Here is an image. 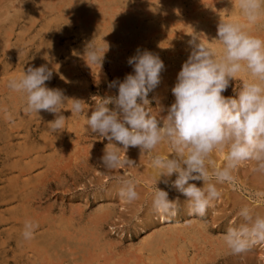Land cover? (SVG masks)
Instances as JSON below:
<instances>
[{
	"label": "rangeland",
	"instance_id": "rangeland-1",
	"mask_svg": "<svg viewBox=\"0 0 264 264\" xmlns=\"http://www.w3.org/2000/svg\"><path fill=\"white\" fill-rule=\"evenodd\" d=\"M175 1L0 0V264H264L218 195L258 194L264 0Z\"/></svg>",
	"mask_w": 264,
	"mask_h": 264
},
{
	"label": "bare ground",
	"instance_id": "bare-ground-1",
	"mask_svg": "<svg viewBox=\"0 0 264 264\" xmlns=\"http://www.w3.org/2000/svg\"><path fill=\"white\" fill-rule=\"evenodd\" d=\"M119 1V0H118ZM171 1L172 0H170V3H171ZM179 1V0H178ZM27 2V1H26ZM176 1L174 0V3H175ZM173 3V2H172ZM179 3V2H178ZM177 3V4H178ZM203 3V2H202ZM256 3V2H255ZM82 4V3H81ZM257 4H259V3H257ZM83 5V4H82ZM234 5V4H233ZM241 6H243V5H241ZM132 8V7H131ZM165 8V7H164ZM251 8V7H250ZM258 8H261V7H258ZM80 9V8H79ZM253 9V8H252ZM29 10V9H28ZM254 10V9H253ZM78 11V10H77ZM81 11V10H80ZM118 11H120V10H118ZM256 11H257V9H256ZM84 12V11H83ZM238 12V11H237ZM240 12V11H239ZM252 12V11H251ZM258 12V11H257ZM96 13V12H95ZM116 13V12H115ZM153 13H154V11H153ZM241 13V12H240ZM6 14V13H5ZM83 14V13H82ZM82 14H81V16H82ZM116 14H118V13H116ZM252 14V13H251ZM254 14V13H253ZM65 16V15H64ZM94 16V15H93ZM253 16V15H252ZM83 17H84V15H83ZM106 17V16H105ZM108 17V16H107ZM85 18V17H84ZM91 18V17H90ZM95 18H97V17H95ZM115 18H117V17H115ZM119 18L120 17H118V20H119ZM133 18V17H132ZM239 18V17H238ZM144 19V18H143ZM146 19H147V17H146ZM240 19V18H239ZM84 20V19H83ZM117 20V19H116ZM116 20H115V22H116ZM122 20V19H121ZM142 20V19H141ZM85 21V20H84ZM112 21V20H111ZM94 22H96V20L94 21ZM121 22V21H120ZM120 22L118 21V22H116L118 25L120 24ZM126 22V21H125ZM239 22H241V21H239ZM246 22H248V21H246ZM138 23V22H137ZM202 23V22H201ZM250 23V22H249ZM252 23V22H251ZM84 24H86V23H84ZM99 24V23H98ZM124 24V23H123ZM130 24V23H129ZM135 24V23H134ZM248 24V23H247ZM263 24V23H262ZM85 26V25H84ZM99 26V25H98ZM264 26V25H263ZM93 27V25L91 26V28ZM138 27V26H137ZM100 28V27H99ZM103 29V28H102ZM101 29V30H102ZM212 29V28H211ZM244 29V28H243ZM252 29H254L253 27H252ZM201 33V32H200ZM202 33H204V30H202ZM254 33H256V32H253V34ZM44 34V33H43ZM110 34V33H109ZM113 34V33H112ZM124 34V33H123ZM148 34V33H147ZM180 34V33H179ZM190 34V33H189ZM97 35V34H96ZM205 35H206V33H205ZM217 35V34H216ZM215 35V36H216ZM235 35V34H234ZM108 36H110V35H108ZM119 36H120V33H119ZM154 36V35H153ZM220 36V35H219ZM224 36V35H223ZM226 36V35H225ZM224 36V37H225ZM137 37V36H136ZM147 37V36H146ZM208 37V36H207ZM212 37V36H211ZM119 38V37H118ZM195 38V37H194ZM201 38V37H200ZM205 38V37H204ZM210 38V37H209ZM144 39V38H143ZM220 39V38H219ZM233 39V38H232ZM199 40V39H198ZM226 40V39H225ZM254 40V39H253ZM202 41V40H201ZM213 41H215V40H213L212 38H210L208 41H202L203 43H205L206 44V46H204V47H210V51L208 50V53H207V56L209 55V54H212V53H214V51H215V49H216V47L217 46H219V44L216 42H213ZM227 41V40H226ZM212 42V43H211ZM123 43V42H122ZM245 44V43H244ZM248 44V43H247ZM141 46V45H140ZM155 47V46H154ZM203 47V48H204ZM220 47V46H219ZM128 48V47H127ZM187 49H189V48H187ZM191 49V48H190ZM207 48H205V50H206ZM227 49V48H226ZM201 50V49H200ZM255 50H256V48H255ZM103 52V51H102ZM205 52V51H204ZM228 52V51H227ZM260 52V51H259ZM201 53V52H200ZM232 53V52H231ZM258 53V52H257ZM240 54V53H239ZM238 54V55H239ZM255 54H256V52H255ZM232 55V54H231ZM188 56H190V55H188ZM235 56V55H234ZM237 56V55H236ZM244 56V55H243ZM238 57V56H237ZM133 58V57H132ZM241 58H242V56H241ZM228 59V58H227ZM227 61V60H226ZM214 62V61H213ZM257 62V61H256ZM209 63V62H208ZM211 63V62H210ZM252 63V62H251ZM260 63V62H259ZM180 64V63H179ZM187 66L186 67H189L188 65L189 64H186ZM201 65V64H200ZM222 65V64H221ZM205 66V65H204ZM209 66V65H208ZM225 66V65H224ZM191 67V66H190ZM195 68H197V67H195ZM219 68V67H218ZM224 68H226V66L224 67ZM241 68H243V67H241ZM185 69V68H184ZM231 69H229V71H230ZM192 72V71H191ZM259 72V71H258ZM237 73V72H236ZM240 73V72H239ZM148 74V73H147ZM175 74V73H174ZM177 74V73H176ZM200 74H201V72H200ZM198 75V74H197ZM221 75V74H220ZM229 75H232V72L230 71V72H227V74L225 75L224 74V77H228ZM236 75V74H235ZM259 75V74H258ZM261 75V74H260ZM193 76V75H192ZM250 76V75H249ZM173 77V76H172ZM209 77V76H208ZM246 77V76H245ZM214 78V77H213ZM229 78V77H228ZM234 78V77H233ZM249 78V77H248ZM201 79V78H200ZM210 79V78H209ZM230 79V78H229ZM250 79V78H249ZM4 80V79H3ZM219 80V79H218ZM245 80H247L246 78H245ZM244 80V81H245ZM251 80V79H250ZM208 81V80H207ZM159 82V81H158ZM230 82V81H229ZM247 82H248V80H247ZM246 82V83H247ZM8 83V82H7ZM193 83V82H192ZM217 83V82H216ZM256 83V82H255ZM260 83V82H259ZM205 84V83H204ZM227 84H229V83H227ZM220 85V84H219ZM223 85H224V83H223ZM222 85V86H223ZM225 86H226V83H225ZM193 87V86H192ZM220 87V86H219ZM259 87V86H258ZM263 88V87H262ZM166 90V89H165ZM241 93V92H240ZM250 93V92H249ZM245 95V94H244ZM257 95V94H256ZM192 96V95H191ZM190 96V97H191ZM258 96V95H257ZM256 96V97H257ZM260 96V95H259ZM259 96H258V98H259ZM258 100V99H257ZM13 102V101H12ZM241 103V102H240ZM258 104H260V103H258ZM69 106V105H68ZM254 106V105H253ZM259 106V105H258ZM260 106L262 107L261 108V112L259 113V115H258V117H260L261 118V120H262V123L259 125L260 126V130H261V132H262V134H260V136L262 135L263 137H262V139L264 140V102L263 103H261L260 104ZM239 107H240V105H239ZM240 108H242V107H240ZM254 108H255V106H254ZM7 109H8V107H7ZM229 109V108H228ZM88 113V112H87ZM248 114V113H247ZM253 115V114H252ZM255 115V114H254ZM261 115V116H260ZM205 116V115H204ZM189 117V116H188ZM116 118V117H115ZM156 118V117H155ZM189 119V118H188ZM246 119V118H245ZM244 119V120H245ZM255 121V120H254ZM219 122V121H218ZM217 122V123H218ZM249 122V121H248ZM251 123V122H250ZM161 124V123H160ZM204 124V123H203ZM255 124V123H254ZM253 127V126H252ZM71 128V127H70ZM166 128V127H165ZM164 128V130L166 131V129ZM239 128V127H238ZM241 128V127H240ZM257 128V127H256ZM50 129V128H49ZM73 129V128H72ZM218 129V128H217ZM253 129H255V127L253 128ZM256 130V129H255ZM259 130V129H258ZM130 131V130H129ZM163 131V130H162ZM241 131V130H240ZM220 132V131H219ZM257 132V131H256ZM255 132V133H256ZM259 132V131H258ZM163 133H167V132H163ZM199 134V133H198ZM222 134V133H221ZM62 136V135H61ZM226 136V135H225ZM256 136V135H255ZM246 137V136H245ZM226 138H227V136H226ZM232 138V137H231ZM205 139V138H204ZM258 139H260V138H258ZM182 140V139H181ZM262 140V141H263ZM238 141H240V140H238ZM258 141V140H257ZM183 142V141H182ZM236 142V141H235ZM153 143V142H152ZM160 143V142H159ZM158 143V144H159ZM166 143V142H165ZM10 144V143H9ZM161 144H163V143H161ZM160 144V145H161ZM179 145L181 144V143H178ZM226 144V143H225ZM39 145V144H38ZM45 145V144H44ZM216 145V144H215ZM236 145V144H235ZM40 146V145H39ZM46 146V145H45ZM159 146V145H158ZM157 146V147H158ZM229 146V145H228ZM233 146V145H232ZM42 147V146H41ZM47 147V146H46ZM64 147V146H63ZM178 147V146H177ZM192 147V146H191ZM252 147V146H251ZM40 148V147H39ZM138 148V147H137ZM220 148V147H219ZM53 149V148H52ZM161 149V148H160ZM162 149H164V148H162ZM176 149V148H175ZM218 149V148H217ZM156 150V149H155ZM222 150V149H221ZM240 150L242 151V149L240 148ZM23 150H21V152H22ZM140 151V150H139ZM216 151H218V150H216ZM226 151V150H225ZM224 150L222 151V152H220V157H219V159L217 158V156H216V158L218 159L217 161H215V162H211L210 163V165H208V167H211L213 170H215V174H217V175H222V176H229V172H230V170H229V172L227 171V168H230V166H232V164H234V163H232V162H235V163H239L240 165H241V162H243L242 160H244V156H242L243 157V159L241 160L240 158H237V160H234L235 158L233 157V158H231L230 157V155L228 154V152H225ZM254 151V150H253ZM261 151V150H260ZM259 151V155H258V159L257 160H255V161H250V167H252L253 168V170H252V172L253 173H251V175L249 176V177H245V178H243V179H241V182H239V177L238 178H236L235 180L237 181V182H239V184L240 183H242L243 185H247L248 186V188L247 189H252V190H250V191H254L256 194H257V192H258V194H257V198H256V200H255V202H253V204H250L249 203V201H245L244 200V198H246V197H244L243 199H241L240 197H239V195L237 196L236 194H234V193H229L228 191H226V192H220L218 195H220L219 197L222 199L223 198V201H224V204H227L226 206L227 207H225V208H223L222 210L224 211L223 212V215H222V217L223 216H226L227 214H229V215H231L232 217H236L237 219V225L240 227V229H244L245 231H249L250 233V236H251V241H259V243H260V245H261V251H260V254H259V256L258 257H260L262 260H264V207L262 206V205H258L256 202H259V203H264V157H263V153H262V151L260 152ZM15 152V151H14ZM20 152V153H21ZM23 152H25V151H23ZM42 152H43V150H42ZM130 152V151H129ZM161 152V151H160ZM159 152V153H160ZM177 152V151H176ZM215 152V151H214ZM234 151H232V153H233ZM239 152V151H238ZM166 153V152H165ZM168 153V152H167ZM218 153V152H217ZM230 153V152H229ZM23 154V153H22ZM154 154H155V152H154ZM161 154V153H160ZM159 154V155H160ZM184 154H186V153H184ZM231 154V153H230ZM250 154V153H249ZM252 154V153H251ZM119 155V154H118ZM147 155V154H146ZM163 155V154H162ZM237 155H238V153H237ZM243 155V154H242ZM254 155V154H253ZM262 155V156H261ZM142 156V155H141ZM144 156H145V154H144ZM23 157V156H22ZM25 157V156H24ZM56 157V156H55ZM164 157V156H163ZM187 157H188V155H187ZM249 157V156H248ZM253 157V156H252ZM170 158V157H169ZM215 158V159H216ZM61 159V158H60ZM177 159H179V158H177ZM171 160V159H170ZM189 161H186L185 163H186V166H189V167H191L192 169H195V171H197V173H201V174H205V172L207 171V169H205L206 167H205V163L207 162L206 160H204L202 157H190L189 159H188ZM201 160H203V161H201ZM208 160V159H207ZM33 161V160H32ZM184 161V160H183ZM209 161V160H208ZM241 161V162H240ZM249 161V160H248ZM39 162V161H38ZM37 162V163H38ZM177 162V161H176ZM30 163H31V161H30ZM34 163V162H33ZM34 164H36V163H34ZM200 164H202V166L200 165ZM242 164H244V163H242ZM37 165V164H36ZM13 166V165H12ZM39 166V165H38ZM207 166V165H206ZM239 166V165H238ZM242 166V165H241ZM244 166V165H243ZM204 167V168H203ZM33 168V167H32ZM176 168V167H175ZM203 168V169H202ZM210 168V169H211ZM154 169V168H153ZM231 170H233V169H231ZM154 171V170H153ZM209 171V170H208ZM21 172V171H20ZM27 172V171H26ZM220 172H222V173H220ZM244 172V171H243ZM248 171H246V173H247ZM196 173V174H197ZM233 173H234V171H233ZM246 173H244V174H246ZM151 174V173H150ZM159 174V173H158ZM208 174V173H207ZM235 174V173H234ZM243 174V175H244ZM235 175H237V174H235ZM166 176V175H165ZM230 176H231V174H230ZM163 177V176H162ZM162 177H159V179H161ZM235 177V176H234ZM154 178V177H153ZM165 178V177H164ZM197 179V178H196ZM229 179H230V177H229ZM143 180V179H142ZM157 180V179H156ZM171 180V179H170ZM162 181H164V180H162ZM166 181V180H165ZM180 181V180H179ZM210 182V181H209ZM235 182V181H234ZM43 183V182H42ZM165 183H167V181L165 182ZM220 183V182H219ZM18 184V183H17ZM40 184V183H39ZM206 184V183H205ZM190 185V184H189ZM200 185V184H199ZM204 185V184H203ZM231 185V184H230ZM242 185V186H243ZM6 186V185H5ZM192 185H190L188 188V191H186L185 193H184V197H183V195H182V197L184 198L183 199V202L185 203V205L186 206H191V208H193V200H196V199H198V196H201L200 197V201L201 202H203L202 200H204L205 198H203L204 197V194H206V198L207 197H209L210 195H212V194H214L215 192H218V189H216V190H212V189H209V188H207L206 189V192L204 191V192H202L200 195H198V193H199V191H198V189L199 190H202V189H200V188H195V187H191ZM225 186V185H224ZM236 186V185H235ZM202 187V186H201ZM204 187V186H203ZM213 187H215L214 185H213ZM212 187V188H213ZM221 187V186H220ZM233 187V186H232ZM186 188V187H185ZM12 189V188H11ZM22 189V188H21ZM224 189V188H223ZM227 189V188H226ZM229 189V188H228ZM227 189V190H228ZM19 190V189H18ZM230 191V190H229ZM176 192V191H175ZM232 192V191H231ZM235 192V191H234ZM237 192V191H236ZM183 193V192H182ZM204 193V194H203ZM254 193V194H255ZM14 194V193H13ZM26 194V193H25ZM175 194V193H174ZM172 196H174V195H172ZM242 197V196H241ZM167 199V198H166ZM168 199H169V197H168ZM255 199V198H254ZM4 200V199H3ZM3 200H2V202H3ZM157 200H159V199H157ZM173 200H175L174 198H173ZM200 201H197L199 204H200ZM181 202V201H180ZM178 203V202H177ZM6 204V203H5ZM164 204V203H163ZM167 204V203H166ZM173 204V203H172ZM181 204H182V202H181ZM215 204V203H214ZM162 205V204H161ZM160 205V206H161ZM162 206H164V205H162ZM168 206V205H167ZM204 206V205H203ZM33 207V206H32ZM182 207V206H181ZM200 207V206H199ZM197 208V207H196ZM195 209V208H194ZM188 210V209H187ZM174 211V210H173ZM198 211V210H197ZM165 216H163V221H165L166 219L164 218ZM199 218V217H198ZM221 218V217H220ZM152 219V218H151ZM232 219H234V218H232ZM13 221V220H12ZM37 221V220H36ZM151 221V220H150ZM149 221V222H150ZM28 222V221H27ZM53 222V221H52ZM147 222V221H146ZM47 224H49V223H47ZM52 224H54V223H52ZM67 224V223H66ZM149 224H151V223H149ZM194 224V223H193ZM199 224V223H198ZM31 225V224H30ZM30 225H29V227H30ZM41 225V224H40ZM164 225V224H163ZM195 225V224H194ZM68 226V225H67ZM151 226V225H150ZM152 226H153V224H152ZM196 226V225H195ZM188 227V226H187ZM202 227H204V226H202ZM72 228V227H71ZM148 228V227H147ZM184 228V227H183ZM228 229V228H227ZM199 230V229H198ZM237 230V229H236ZM36 231V230H35ZM65 231V230H64ZM202 231V230H201ZM55 232V231H54ZM56 233V232H55ZM182 233V232H181ZM204 233V232H203ZM246 233V232H245ZM248 234V235H249ZM64 235V234H63ZM86 235V234H85ZM179 236V235H178ZM65 237H67V236H65ZM96 237V236H95ZM229 237V236H228ZM181 238H184V237H182L181 236ZM203 238H204V236H203ZM227 238V237H226ZM226 238H224V240H222V241H217V245H219V247H220V249H219V252L220 253H222L223 255H225V254H228L233 248L231 247V246H229V243H227V241H226ZM28 239V238H27ZM86 239V238H85ZM174 239V238H173ZM217 239H219V238H217ZM161 240V239H160ZM176 240V239H175ZM24 241H26V238H25V240ZM231 241H233V240H231ZM36 242V241H35ZM102 242V241H101ZM34 243V242H33ZM249 243V242H248ZM251 243H254V242H251ZM235 244V243H234ZM233 244V245H234ZM56 245V244H55ZM77 245V244H76ZM210 245V244H209ZM216 245V244H215ZM222 245V246H221ZM35 246V245H34ZM81 246V245H80ZM149 246V245H148ZM41 247V246H40ZM79 247V246H78ZM156 247V246H155ZM188 247V246H187ZM214 247V246H213ZM212 247V248H213ZM216 247V246H215ZM234 247H236V246H234ZM259 247V246H258ZM55 249V248H54ZM61 249V248H60ZM80 249V248H79ZM211 249V248H210ZM32 250V249H31ZM36 252V251H35ZM46 252V251H45ZM90 252V251H89ZM175 252V251H174ZM217 253L218 255L220 254V253ZM235 253V252H234ZM246 253H248V252H246ZM46 254H47V252H46ZM142 254V253H141ZM249 254V253H248ZM173 255H174V253H173ZM90 256V255H89ZM148 256V255H147ZM211 256V255H210ZM69 257V256H68ZM93 257V256H92ZM207 257V256H206ZM213 257H215L214 255H213ZM96 258V257H95ZM174 258H176V256H174ZM186 258V257H185ZM194 258V257H193ZM244 258V261H245V264H257V262L253 259V256H245V257H243ZM53 259V258H52ZM88 259V258H87ZM97 259V258H96ZM203 260V259H202ZM214 260V259H213ZM51 261V260H50ZM91 261V260H90ZM142 261H144V260H142ZM237 261V260H236ZM240 261V260H239ZM243 261V260H242ZM58 262V261H57ZM185 262V261H184ZM53 263H54V261H53ZM146 264H149V263H146ZM176 264V263H175ZM179 264V263H178ZM241 264V263H240ZM244 264V263H243Z\"/></svg>",
	"mask_w": 264,
	"mask_h": 264
}]
</instances>
